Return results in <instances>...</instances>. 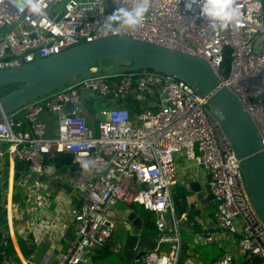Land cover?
Instances as JSON below:
<instances>
[{
  "label": "built area",
  "instance_id": "obj_1",
  "mask_svg": "<svg viewBox=\"0 0 264 264\" xmlns=\"http://www.w3.org/2000/svg\"><path fill=\"white\" fill-rule=\"evenodd\" d=\"M60 1L58 8L55 3ZM111 1L116 9L130 10L135 5V0ZM39 2L43 11L35 14L29 11L26 0H0V68L117 34L180 49L204 59L236 94L252 117L264 148V0H234L237 19L227 28L216 29L198 15L197 5H193L194 11L185 10V3L191 0H150L142 24L135 28L115 24L111 30L102 27L105 17L111 14L106 0ZM226 49L230 62L227 73H223ZM90 69L95 71L96 66ZM110 92L114 99H124L134 92L142 97L155 95L158 104L155 109L144 106L134 114L126 104L101 107L99 119L90 125L80 109L81 99L103 97ZM68 103L72 105L70 111ZM42 112L57 115L54 135L48 132ZM55 152L73 154L72 161L79 166L68 176V184L73 189L86 190L81 203L69 208L74 237L59 251L55 264H92L95 250L106 245L113 235L116 206L133 203L156 215V246L141 256L142 264H197L194 256L184 250L180 217L172 196V186L178 178L176 154L206 170L205 196L215 204L213 222L219 235L236 239L249 264L255 255L264 264V223L245 188L234 146L205 97L184 80L149 68L111 70L81 77L30 100L16 111L0 115V176L6 158L12 163L10 168L20 162L28 166L30 173L50 176L56 165L45 162L44 156L49 158ZM10 180L12 183V177ZM35 188L32 199L41 196L40 203L47 207L49 194L39 195ZM12 194L9 187L7 220L5 228H0V244L4 246L17 215ZM41 216L37 209L30 215L35 243L52 228L51 221ZM124 226L130 229L129 222ZM215 235L205 231L203 242L216 240ZM121 245L116 242L112 249L120 252ZM0 261L31 264L25 257L16 262L4 248ZM210 264L241 263L232 252L225 251Z\"/></svg>",
  "mask_w": 264,
  "mask_h": 264
},
{
  "label": "water",
  "instance_id": "obj_2",
  "mask_svg": "<svg viewBox=\"0 0 264 264\" xmlns=\"http://www.w3.org/2000/svg\"><path fill=\"white\" fill-rule=\"evenodd\" d=\"M106 4L112 14L116 10L112 1L106 0ZM106 59H110V63L105 65L103 61ZM92 66H96L95 71H91ZM107 66L114 72L149 68L170 73L187 82L196 92L205 97L208 107L219 120L234 146L245 188L259 218L264 223V148L261 136L252 117L236 94L220 80L207 62L197 55L125 34L80 42L57 53L0 68V85L19 82L16 87L0 95V115L11 113L30 100L61 88L65 84L74 83L81 77L105 74ZM113 96L110 92L100 98L102 108L109 107L108 101ZM141 102L150 109L156 108V105H149L147 97ZM79 104L84 114L94 108L97 114H100L101 108L96 107L94 100H90L88 104L83 102ZM127 106L132 109L131 105ZM71 109L72 105L68 103L67 111ZM53 158L71 165L72 168L79 166L78 162L72 161L71 152H55ZM44 160L49 161L47 155L44 156ZM15 167L17 171L12 181L18 179L21 173L26 174L29 181L34 180L38 174H42V172L30 173L28 166L20 162H15ZM0 179L2 180L0 224H3L7 220L6 190L9 187L12 188L13 201L18 200L20 194L14 182L9 184L8 179L1 177ZM205 188L206 186L197 179H191L187 183L184 203L185 207L189 208L192 219H197L201 214V207L208 203ZM124 222L130 223V229L127 230L124 226L125 233L121 235V256L129 261L139 260L146 250L156 246L157 234L144 225L142 216L134 206L129 207ZM260 261L261 257L258 255L250 260L251 264H260ZM240 263L249 264V260L245 259ZM0 264L3 263L0 261Z\"/></svg>",
  "mask_w": 264,
  "mask_h": 264
},
{
  "label": "crops",
  "instance_id": "obj_3",
  "mask_svg": "<svg viewBox=\"0 0 264 264\" xmlns=\"http://www.w3.org/2000/svg\"><path fill=\"white\" fill-rule=\"evenodd\" d=\"M55 4L59 8L62 5V1L56 2ZM130 94L132 98L129 100V102L125 99L113 98L109 101V106H121L123 104L127 105L130 102H134L135 98L139 99V102H141V100H143L145 97L148 98L149 105L158 104V100L155 95H148L142 98L139 92ZM92 98L93 97L90 96L83 97L81 99V102L88 104L90 100H93ZM96 107L101 108L102 104L98 102L96 104ZM135 111L136 108L132 106L131 113L134 114ZM87 114L89 124L95 125L97 120H95L94 117H99L100 114H97V110L95 108ZM41 117L45 120L48 126V132L54 135L57 127V115L49 112H42ZM48 160L52 165H56V171L51 173L50 176L44 173L38 174L34 180L29 181L28 177H26L27 175L21 173L18 179L12 181L18 187L17 191L20 194V198L16 201L12 200V206L14 209H17V215L13 223L12 233L6 235L9 236L10 242L13 245L10 254L18 263H20L21 257H25L30 258L31 264H55L56 256L59 251H62L69 243V241L74 237L75 225L70 220L69 208L74 204L81 203V201L85 198L86 190L81 188L73 189L69 186L68 176L75 168H72L71 165L65 162L54 160L53 156H50ZM176 163L178 166V178L177 182L172 186V196L175 202L177 214L180 217V229L182 233L183 247L185 252L191 253L194 256L197 264H200L202 262H207V264H210L219 255L229 250L235 256V259L237 261L241 262L242 260H244V256L239 250L238 244L236 246L233 238L226 237L230 240H228L226 244L222 243L221 237L223 236L220 237L218 230L214 226L213 218L211 216H208L209 213L206 212V205L213 203L211 200L208 199V203L201 207L202 211L197 219H192L193 216L190 214V211H188L189 208L185 207V205L184 210L180 211V187L182 186L183 188L187 189V183L191 179H197L206 186L208 181V174L203 170L199 171L192 169V167L196 166H191V164L190 166L187 165L188 163L180 154H176ZM11 164V161L6 158L4 171L2 176H0L3 179H8L9 184H11V177L13 179V176L17 171L15 162L13 163V168L9 167V165ZM1 184L2 180L0 179V186ZM34 186L36 187L35 189L39 192V195L45 196L46 194H49L50 200L47 203V207L43 206V204L40 203L41 196H37L38 201L32 199ZM13 195L14 194H12V196ZM129 207L131 206L123 204H119L116 206V227L114 229L113 235L106 245L95 250L92 255V264H101L100 259L102 257L100 256L107 250L112 249V245L114 243L122 241L121 235L124 234L125 231L116 232V228L118 222L122 221L124 223ZM134 208L139 212L138 208ZM33 209L39 210L40 214L42 215L41 217L43 219L50 220L52 223L51 231L46 234V236L38 243L34 242L33 234L30 230V215ZM139 213L140 215H142L141 212ZM154 224L153 226L151 224H146V226H148V228H151L150 231L156 232ZM4 226V224H0V228H5ZM207 230H211L216 233V240L203 242L205 231ZM28 235L30 236V240L29 238H24ZM19 237L23 238L22 241L23 244H25L24 249L28 254H24L23 250L20 248L18 243ZM109 243H111V245H109ZM207 245H210V251L206 249ZM198 248L199 250H201V254L197 252ZM122 258L124 257L122 256ZM124 259L126 260L127 264H129V262H134L129 261L126 258ZM108 264L110 263L108 262Z\"/></svg>",
  "mask_w": 264,
  "mask_h": 264
},
{
  "label": "clouds",
  "instance_id": "obj_4",
  "mask_svg": "<svg viewBox=\"0 0 264 264\" xmlns=\"http://www.w3.org/2000/svg\"><path fill=\"white\" fill-rule=\"evenodd\" d=\"M15 3V0H13ZM29 11L35 14L42 13L43 9L39 0H26ZM150 0H135L132 9L117 8L112 14L105 17L102 27L105 30H111L115 24L135 28L142 24L146 13L149 10ZM234 0H191L185 3L186 11H194L193 5H197L198 15L211 23V27L227 28L229 24L237 19L238 9L233 7ZM22 10V9H21ZM83 167L87 168V164L81 162Z\"/></svg>",
  "mask_w": 264,
  "mask_h": 264
},
{
  "label": "rangeland",
  "instance_id": "obj_5",
  "mask_svg": "<svg viewBox=\"0 0 264 264\" xmlns=\"http://www.w3.org/2000/svg\"><path fill=\"white\" fill-rule=\"evenodd\" d=\"M107 71H111V68L108 67V66H107ZM195 149H196V152L198 153L197 148H195ZM188 163H190L191 166H196V167H192V169L199 170V171H202L203 170V171L206 172V170L203 168V166L201 164L194 163L193 161L188 162ZM135 207L138 208L139 212H141V214H142L141 216L144 219L143 220V223L144 224H151L153 226L154 221H155V217H156L155 213L154 212H151V211H148V210L146 211L139 204H135ZM206 208H207L206 209V212L209 213L208 216H211L213 218L214 217V212H215V204L214 203L207 204L206 205ZM154 228H155V224H154ZM119 231H121V232L125 231V229H124V223L122 221L121 222H118V224H117L116 232H119ZM221 240H222V243L223 244H226L228 242V240H230V239L229 238H226L224 236V237H221ZM234 242L236 243V246H237L236 239H234ZM109 245H111V243H109ZM199 248H198V251L197 252H199L201 254V250H199ZM206 249L210 251V245H207ZM100 257H102L100 259V263L101 264H108V262L110 264H127L126 260L124 258H122V256L120 255V252H115L112 249L107 250ZM139 261H141V259H139ZM129 264H134V263L133 262H129ZM200 264H207V262L206 263L205 262H202Z\"/></svg>",
  "mask_w": 264,
  "mask_h": 264
},
{
  "label": "trees",
  "instance_id": "obj_6",
  "mask_svg": "<svg viewBox=\"0 0 264 264\" xmlns=\"http://www.w3.org/2000/svg\"><path fill=\"white\" fill-rule=\"evenodd\" d=\"M229 62H230V54H229V49H226L225 50V55H224V60H223V62H222V66H221V69H222V71H223V73H227V68L229 67ZM103 63L106 65V64H109L110 63V59H106V60H104L103 61ZM19 84V82H14V83H8V84H5V85H0V95L1 94H3V93H5V92H7L8 90H10V89H12V88H14V87H16L17 85ZM100 98H101V96L99 97H97V96H94L92 99L93 100H95L96 101V104L99 102V103H101V100H100ZM132 97H131V94H127L126 96H125V100H127L128 102H129V100L131 99ZM135 101L134 102H130L129 104H127V105H132V106H134L135 108H136V110H139V109H141L142 107H144L145 105L142 103V102H139V99H134ZM102 104V103H101ZM16 111V110H15ZM92 111V110H91ZM91 111H89V112H91ZM88 114H86V116H87ZM95 116V115H94ZM87 118H88V116H87ZM95 118V120H98L99 119V117H94ZM89 123V122H88ZM186 189L185 188H183L182 186L180 187V198H179V203H180V211H182V210H184V205H185V203H184V199H185V197H186ZM132 206H134L135 207V204L133 203L132 204ZM144 225H146V224H144ZM8 238V243L4 246V245H1L0 244V251H1V249H5L7 252H11V250H12V248H13V245H12V243L10 242V239H9V236L7 237ZM25 239H27V238H29V240H30V236L28 235L27 237H24ZM22 239L23 238H21V237H19L18 238V243H19V246H20V248L23 250V253L24 254H28L27 253V251L24 249V247H25V244H23V241H22ZM134 264H142V262L141 261H139V260H136V261H134L133 262Z\"/></svg>",
  "mask_w": 264,
  "mask_h": 264
}]
</instances>
